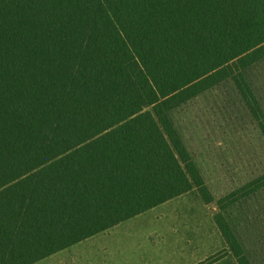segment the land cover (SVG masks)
<instances>
[{
	"label": "trees",
	"instance_id": "trees-1",
	"mask_svg": "<svg viewBox=\"0 0 264 264\" xmlns=\"http://www.w3.org/2000/svg\"><path fill=\"white\" fill-rule=\"evenodd\" d=\"M264 60V0H0V264H35L197 189L170 112ZM228 249L253 264L225 212Z\"/></svg>",
	"mask_w": 264,
	"mask_h": 264
},
{
	"label": "rangeland",
	"instance_id": "rangeland-1",
	"mask_svg": "<svg viewBox=\"0 0 264 264\" xmlns=\"http://www.w3.org/2000/svg\"><path fill=\"white\" fill-rule=\"evenodd\" d=\"M244 73L264 110V60ZM170 117L215 196L212 207L216 211L199 203L198 192L192 191L179 201L137 217L110 237H99L98 244L129 238L131 251L173 248L177 244L204 261L228 248L213 215L221 211L218 202L264 175V131L232 78L174 109ZM223 212L248 258L253 264H264V186ZM156 225L163 226L158 237L147 236ZM125 249L123 244L120 255L126 263L129 259L135 262L137 255H128ZM98 250L96 245L89 253ZM223 262L239 264L234 254Z\"/></svg>",
	"mask_w": 264,
	"mask_h": 264
},
{
	"label": "crops",
	"instance_id": "crops-1",
	"mask_svg": "<svg viewBox=\"0 0 264 264\" xmlns=\"http://www.w3.org/2000/svg\"><path fill=\"white\" fill-rule=\"evenodd\" d=\"M192 191L198 192L200 198H198L199 200L197 201L199 203L200 201H202L203 205H205L206 207H209V209H210V206L212 207L213 203L208 204L197 189H193L185 194L175 197L169 201H166L156 207H160L165 204L167 205L168 203L179 201L181 200L180 199L181 197H184V195L186 194L192 193ZM156 207H153L141 214H138L132 218H129L123 222H120L117 225L103 232H100L89 238H86L62 251H59L58 253H55L47 258H44L36 262L35 264L43 263V262L45 264H120V263L122 264H201L205 262L206 260H208L209 258L205 259L204 261H202V259L200 260L195 259V257H193V253H192L193 251H186L185 248L178 247L177 244L173 248H169V247L168 248H156L153 250H144V251L135 249V251H131V249H129L131 247L129 244V240L131 239L127 238V239H119L115 241L105 240L106 244L99 246L98 243L101 240L99 237L112 236L113 232L115 231L117 232L121 229L126 228L127 225H131L130 224L131 221H133L137 217H141L143 214H146L147 212H149L150 210ZM212 208H213L212 210L216 209L214 208V206ZM213 215H215V223H216L217 222L216 221L217 212L215 214L213 213ZM162 229H163V226L160 227L156 225V228L153 230L154 232L147 236L156 235V237H158V234H159L158 232L159 230H162ZM123 244L126 247L125 253H127L128 255H132V254L137 255L135 262H132L131 259H129L128 263H126L125 257L120 255V248L122 247ZM178 244H181V243L178 242ZM191 244L192 242L189 243V245ZM96 245L100 250H98V252H93V254L90 255L89 252H91L96 247ZM86 247L88 248L85 249ZM230 254H233V253L230 252L225 257L220 259L218 262L213 263V264H223L224 263L223 260H225L227 256H229Z\"/></svg>",
	"mask_w": 264,
	"mask_h": 264
}]
</instances>
